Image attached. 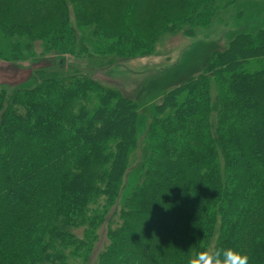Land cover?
Here are the masks:
<instances>
[{
	"label": "trees",
	"instance_id": "obj_1",
	"mask_svg": "<svg viewBox=\"0 0 264 264\" xmlns=\"http://www.w3.org/2000/svg\"><path fill=\"white\" fill-rule=\"evenodd\" d=\"M239 1L0 0V60L142 57ZM56 66L0 83V264H188L217 221L213 248L264 264V28L163 93L124 198L136 102Z\"/></svg>",
	"mask_w": 264,
	"mask_h": 264
},
{
	"label": "rangeland",
	"instance_id": "obj_2",
	"mask_svg": "<svg viewBox=\"0 0 264 264\" xmlns=\"http://www.w3.org/2000/svg\"><path fill=\"white\" fill-rule=\"evenodd\" d=\"M259 28H264V0L239 1L218 11L209 25L197 29L192 35L184 33L183 29L162 35L153 51L146 56L134 57L133 51L128 52L126 57L115 54L105 56L84 54L78 58L56 53L38 55L39 50H36L35 55L20 63L0 60V83L10 87L19 83L21 78L32 77L30 74L33 72L22 71V66L26 68L25 70L32 71L37 66L64 65L71 72L76 69L119 89L135 101L138 118L135 144L129 152L128 167L122 179L125 184L122 191L124 198L136 183L137 168L146 158V129L163 93L204 72L213 52L224 49L236 34L252 33ZM21 75L23 76L20 77ZM27 81L32 83L33 78ZM214 85L212 89L215 88ZM218 226L219 221L216 222L208 250L214 246Z\"/></svg>",
	"mask_w": 264,
	"mask_h": 264
},
{
	"label": "clouds",
	"instance_id": "obj_3",
	"mask_svg": "<svg viewBox=\"0 0 264 264\" xmlns=\"http://www.w3.org/2000/svg\"><path fill=\"white\" fill-rule=\"evenodd\" d=\"M188 264H248V256L233 247H216L194 252Z\"/></svg>",
	"mask_w": 264,
	"mask_h": 264
}]
</instances>
